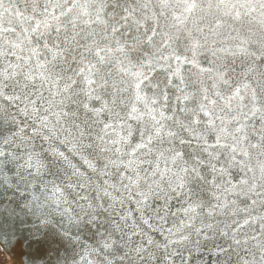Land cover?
I'll list each match as a JSON object with an SVG mask.
<instances>
[{
	"label": "snow or ice",
	"instance_id": "obj_1",
	"mask_svg": "<svg viewBox=\"0 0 264 264\" xmlns=\"http://www.w3.org/2000/svg\"><path fill=\"white\" fill-rule=\"evenodd\" d=\"M0 189L14 264H264V0H0Z\"/></svg>",
	"mask_w": 264,
	"mask_h": 264
},
{
	"label": "water",
	"instance_id": "obj_2",
	"mask_svg": "<svg viewBox=\"0 0 264 264\" xmlns=\"http://www.w3.org/2000/svg\"><path fill=\"white\" fill-rule=\"evenodd\" d=\"M3 189H0L2 192ZM5 197L12 200H20V197L17 196H8L5 193ZM2 198V197H0ZM21 219L27 221L30 217L22 216ZM0 222H2V218H0ZM35 226V220L33 219L32 223L29 224L27 222L19 225V232L24 236L29 238L32 237V233L30 231H25V229H32ZM42 231H48L47 228L42 229ZM29 240L22 241L20 245L13 247L11 251H6L3 247H0L2 252L6 255V259L9 264H14V259H18L20 257L21 252L29 251L28 248ZM36 247L35 245L33 246ZM45 250L52 249L50 251H45L42 253V258H38L35 261V264H64L66 260H70L75 256L77 251L76 246L65 239L59 232L53 228L51 233L49 234L48 240L44 245ZM26 259V257H25Z\"/></svg>",
	"mask_w": 264,
	"mask_h": 264
},
{
	"label": "rangeland",
	"instance_id": "obj_3",
	"mask_svg": "<svg viewBox=\"0 0 264 264\" xmlns=\"http://www.w3.org/2000/svg\"><path fill=\"white\" fill-rule=\"evenodd\" d=\"M6 255L2 252V250L0 249V264H4L7 263V259H6Z\"/></svg>",
	"mask_w": 264,
	"mask_h": 264
},
{
	"label": "bare ground",
	"instance_id": "obj_4",
	"mask_svg": "<svg viewBox=\"0 0 264 264\" xmlns=\"http://www.w3.org/2000/svg\"><path fill=\"white\" fill-rule=\"evenodd\" d=\"M4 264H9V263L7 262V263H4Z\"/></svg>",
	"mask_w": 264,
	"mask_h": 264
}]
</instances>
